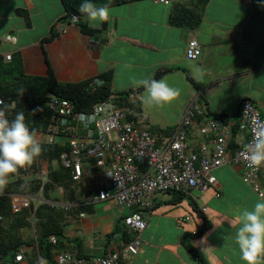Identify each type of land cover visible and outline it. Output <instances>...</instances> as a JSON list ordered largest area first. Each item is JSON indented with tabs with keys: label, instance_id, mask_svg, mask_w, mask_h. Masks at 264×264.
<instances>
[{
	"label": "crops",
	"instance_id": "crops-1",
	"mask_svg": "<svg viewBox=\"0 0 264 264\" xmlns=\"http://www.w3.org/2000/svg\"><path fill=\"white\" fill-rule=\"evenodd\" d=\"M184 7L201 14L197 25L174 22L176 10ZM46 8H50L48 13ZM107 9L108 19L93 26L86 15L76 23L61 21L64 8L60 0H0V49L19 55L25 74L47 76L52 68L61 83L80 82L112 71L114 93L136 90L143 87L137 86L136 81L153 79L164 68L179 67L161 78L178 90L175 99L181 100V108L170 123L164 126L152 123L159 142L171 136L173 130L169 136L165 130L181 120L197 94L201 95V104L210 117L233 116L246 99L254 100L263 109L264 0H209L206 4L197 0H176L170 4L137 0ZM81 24L95 29V33L85 32ZM50 34L54 37L43 42ZM8 35L15 37V42L5 41ZM192 38L201 46L196 61L186 56ZM183 84L187 96L179 88ZM144 93L145 89L136 91L131 99L140 100ZM141 110L146 114L143 106ZM147 117L149 121L150 116ZM202 119L196 120L190 129L192 141L203 140L199 132ZM64 137L58 138L63 144ZM240 137L245 141L247 133L243 132ZM44 161L48 167V161ZM92 163L86 160L84 177L90 178L96 172L103 178L105 168L91 167ZM242 173L243 168L238 164L223 165L215 170L221 196L216 195L214 188L199 192L198 197L192 195L200 208L206 207L201 216L206 220L207 229L201 236L186 240L203 254L208 264H245L234 241L239 227L238 213L245 208L251 210L264 195L260 196L252 185L245 183ZM18 177L10 175L5 185L14 183ZM92 181L90 186L94 192L97 182ZM260 186L264 191V178L260 179ZM210 191L212 194L206 196ZM95 193L83 196L88 214L85 212V217L77 214L74 220L64 224L68 241L56 251L79 253L81 250L84 256L95 257L126 244L123 218L127 210L110 200L93 202ZM78 195H73L74 201H79ZM66 196L60 188L51 194L52 200L72 201L66 200ZM50 199L43 198V201L48 203ZM31 202L35 204L38 199L32 197ZM184 203L171 195L157 194L155 207L143 213L147 227L140 236V250L122 264H201L185 247L184 238L193 230L201 229L205 222L196 214L178 224L180 218L190 216L181 208ZM3 233L0 236L4 244L19 242L13 241V234L4 239Z\"/></svg>",
	"mask_w": 264,
	"mask_h": 264
},
{
	"label": "built area",
	"instance_id": "built-area-1",
	"mask_svg": "<svg viewBox=\"0 0 264 264\" xmlns=\"http://www.w3.org/2000/svg\"><path fill=\"white\" fill-rule=\"evenodd\" d=\"M156 3L170 4L176 0H152ZM70 22L79 21L78 15H72ZM61 31L63 29H60ZM8 35L5 41L15 42ZM201 54L199 42L192 38L186 48V56L197 60ZM13 54L0 49V61H11ZM48 106L54 112L48 129L36 132L42 136L39 143H60L58 138L65 136V144L69 148L62 152V165L71 171L74 181L84 177L87 159L93 161L91 167L105 168L103 178L94 172L90 178L97 182L93 202L114 201L122 209L127 210L123 218L125 230L132 239L120 249H110L95 257H85L75 251H56L53 262L44 259L37 249V264H122L137 255L141 246V233L147 227L143 213L152 210L156 205L158 193H179L192 197L194 192H205L211 188L218 189L215 170L226 164H238L243 168V180L253 186L260 196L264 191L260 179L264 178V166L249 167L245 145L255 142V133L264 128L263 109L252 99H246L241 105V122L239 128L247 133L245 143L234 153L229 150L233 121H224L220 117H210L201 104V95L197 94L187 106L181 120L174 126L170 137L159 142L148 124L144 113H136L134 109L120 105L116 97L111 95L101 102L95 103L89 112L77 111L74 102L52 95ZM0 114L5 117L4 99L0 96ZM201 117L199 132L202 141H192L190 129ZM48 171H41V178L48 180ZM43 186L37 195L14 192L11 194L13 213H19L30 207L31 198L43 201ZM64 195V191L60 188ZM36 206L28 215V220L36 223ZM52 206L73 212L77 203L71 201H48ZM203 212L206 207H202ZM81 217L86 213L81 212ZM191 216L182 217L178 224L189 220ZM3 219L0 216V220ZM197 233V229L193 230ZM53 244H57L56 235L49 236ZM29 248L22 246L14 254L12 264H33L29 259Z\"/></svg>",
	"mask_w": 264,
	"mask_h": 264
},
{
	"label": "trees",
	"instance_id": "trees-1",
	"mask_svg": "<svg viewBox=\"0 0 264 264\" xmlns=\"http://www.w3.org/2000/svg\"><path fill=\"white\" fill-rule=\"evenodd\" d=\"M63 8L64 15L61 18V21H69L72 15H78L79 21L84 14L79 12V7L83 3V0H60ZM137 1V0H92V2L97 7L103 6H114L119 4H125L128 2ZM202 4H206L209 0H197ZM201 19V14H199L195 9L184 7L182 9L176 10L174 14V22L178 24L184 25L187 23L191 24V27L197 25L198 21ZM78 21V22H79ZM82 30L93 35L95 33V29L88 27L85 24L80 25ZM54 35L50 34L47 38L42 40L43 42L50 40ZM179 67H169L164 68L157 72L153 79L160 80L163 75L166 73L178 69ZM195 84L194 80L191 79ZM112 81H113V72H105L101 73L93 78H89L87 80H83L80 82H72V83H61L57 80L54 71L52 68L49 69V74L47 76H33L27 75L23 69V63L19 55L13 54L11 61H0V96L4 99V109H5V117L9 120L13 119L18 112H23L25 115V123L28 127L34 132H45L49 124L51 123V119L53 118L54 112L48 106V101L52 95L59 96L62 98H66L74 102L76 110L81 112H89L95 103L101 102L104 99L114 95L116 97V101L120 105L128 106L135 110L136 113H142L141 110V102L139 100L133 101L131 99L133 93L137 90H127L125 92L114 93L112 90ZM144 88H139L138 91L143 90ZM242 105V103H241ZM241 105L236 114L233 116L227 114H215L211 117H220L224 121H233L231 138L229 143V150L231 153H234L239 147H241L245 141H241L240 134L243 132L239 128V124L241 122ZM201 117H197L196 120H199ZM152 129V127H151ZM174 127H169L165 130V134L169 136ZM152 132L155 131L152 129ZM156 134V133H155ZM41 145V154L38 156V159L48 161V180L44 183L42 178H35L25 181L23 178H18L17 181L11 183L9 185H4L2 189H0V216L3 219L0 220V227L2 222L5 219L12 217L23 215V218L27 220L29 211L34 209L35 204H30V207L24 208L19 213L12 212L11 206V194L16 190L20 193H27L36 195L40 192L41 187L43 186L42 195L43 198H51V194L59 188L67 190L63 196H66V200H72L71 202L77 203L78 207L75 208L73 212H67L64 209H60L63 214L67 217L80 215L85 207V202L83 196L93 194L90 186V182H93L92 179L83 177L81 180L74 181L71 176L70 169L64 167L60 160V156L62 152L66 151L69 148L68 144H60V143H49L46 141H42ZM38 162V167L34 168L36 171L41 172V165ZM57 166H54V164ZM24 171L28 172V168L24 167ZM16 174V173H15ZM14 174V175H15ZM74 187V188H73ZM94 188V187H93ZM76 189V190H75ZM80 190V191H79ZM79 191V192H78ZM80 193L79 201L73 200V195ZM173 194V198L175 200L182 201L187 199L192 206L193 210L200 217L203 211L198 206L193 197H187L181 195L179 193H170ZM92 196V195H91ZM68 197V198H67ZM93 197V196H92ZM52 200V198L50 199ZM55 201V200H53ZM50 203L41 202L38 204L36 209V216L39 214L40 207H48ZM49 210L50 214L46 216V218L42 217V215L37 220L41 222L42 225V239L38 240V250L42 257H44L47 261L53 262V257L55 251L59 248H63V244L60 242L59 236L64 235V224L62 223V218L57 214L55 210L57 207L52 206L50 204ZM155 207V206H154ZM31 209V210H30ZM52 212V214H51ZM203 218V217H202ZM23 219V221H24ZM205 224L201 229H197V233L193 232L190 234H186L184 238V245L188 249V251L193 255V257L201 264H208L203 254L190 245L186 238L188 237H197L201 236L207 229V223L205 218H203ZM185 223V222H184ZM49 227H46V225ZM56 235L57 244H53L49 240L50 235ZM123 236L125 238L126 243L130 242L132 236L127 231H124ZM46 240V246L43 245V240ZM2 238L0 236V242ZM1 244V243H0ZM4 244V243H3ZM31 242H19L16 244H12L13 246H0V264H7V259L12 262L14 254L19 250L20 247L25 245H31ZM125 245V244H124ZM123 245V246H124ZM122 246V247H123ZM57 247V249H55ZM79 250V249H78ZM79 254L84 256L79 250ZM6 257V258H4ZM86 257V256H85ZM5 261V262H4Z\"/></svg>",
	"mask_w": 264,
	"mask_h": 264
},
{
	"label": "clouds",
	"instance_id": "clouds-1",
	"mask_svg": "<svg viewBox=\"0 0 264 264\" xmlns=\"http://www.w3.org/2000/svg\"><path fill=\"white\" fill-rule=\"evenodd\" d=\"M79 12L86 15L93 26L109 17L107 6L97 7L92 0H83ZM135 83L145 89L141 101L148 105L162 106L179 95L164 79H142ZM255 136V142L245 145V150L249 167L259 168L264 166V128L257 130ZM41 151L34 130L25 123L23 112L16 113L11 120L0 114V189L10 175L30 165ZM238 222L234 241L241 260L245 264H264V199L258 200L251 210L239 211Z\"/></svg>",
	"mask_w": 264,
	"mask_h": 264
},
{
	"label": "rangeland",
	"instance_id": "rangeland-1",
	"mask_svg": "<svg viewBox=\"0 0 264 264\" xmlns=\"http://www.w3.org/2000/svg\"><path fill=\"white\" fill-rule=\"evenodd\" d=\"M49 10H50V8L49 9L46 8V12L47 13H48ZM52 14H53V12H52ZM37 20H39V17L37 18ZM13 38H15V37H13ZM193 61H195V60H193ZM139 88H141V87H139ZM139 88H135L137 90V92H138ZM179 88H181V92L182 93H186L185 96H187L188 91L185 92L187 89L184 90V84L181 85V87L179 86ZM115 90H119V88H117ZM141 91L142 90H140V92ZM144 95H145V93H144ZM185 96H184V99H186ZM136 100H138V99H136ZM139 101L141 102V109H142V106H143V109L145 110V111L144 110L143 111L146 112V114L150 116L149 117V121H148L149 126H152V123L154 124V123H157V122L159 123V125H162V126L166 125L167 123H170L171 121L174 120L175 117H177V115L179 114L180 108H181V104H180L181 100L180 99H174L171 102H169L167 104H164L162 106H157L155 104L148 105V104L143 103L141 101V99ZM182 101H183V99H182ZM35 137L38 140V142H40L42 136H40L38 134H35ZM37 161L40 162L41 171L42 170L48 171V167H46V163L47 162H45V161L42 162L43 161L42 159L39 160L38 157H36L34 159V161L30 165H26L25 166V167L28 168V170H29L28 172H25L24 171V167H22L16 173L20 178H23L22 180L25 181L24 182L25 184L29 180L41 177V172H39L38 170L36 171L34 169V168L38 167L37 166L38 165ZM54 166H57V164L55 163ZM85 166H86V164H85ZM211 192L212 191H210V193H208L206 196H210L212 194ZM158 194H161L162 196H165V197H168L169 195H171L172 197L174 196L173 194L163 193V192H160ZM200 194L201 193H199V192H194L193 195H194V197H198ZM183 201L185 203H184L183 207H181V208L183 210H185V211H188V213H187L188 215L195 217L196 216V212L193 209H191V207L188 205V203H187L188 200L184 199ZM40 203L38 202L39 205H40ZM186 203H187V206H188V210H187L186 205H185ZM164 204H166V203H162L161 205H164ZM48 205L50 206V204H48ZM49 206L47 208L46 207H40L39 214H37V216H36L37 220L39 219V217L41 215H42V217L46 218V216L50 214L49 210H51V209H50ZM60 209H61L60 207H57V209H55V210H58L56 212H57L58 215L61 216L62 221H63L62 223L70 222L72 219L73 220L75 219V218H73L74 216L67 217L65 214H63V212ZM84 209L85 210H82V211L87 213V207H84ZM51 214H52V212H51ZM23 219H24L23 215L12 216V217H9V218L5 219V221H3L4 224H2V225H4V228L2 229L0 227V232H1V234L3 232H5V233H3V238L4 239L7 236H11L12 237V234H13V235H15L14 236L15 240H13V241L31 242L32 244L29 245V246H32V247L29 248V251H28L29 259L33 262V264H37V255H38L37 253L38 252H37V249H36L35 246H36V244H38V240L37 239H42V233H43L42 232V225L40 224L41 222H38V221H36V223L34 224V220L33 221H29L28 218H27V220L24 219V221H23ZM46 227H49V225L47 224ZM68 228L69 227H67V230H68ZM67 238H68L67 232H64L63 236H59V239H60L61 243H64L65 241H68ZM0 243H1L0 246L2 247V246L11 245L12 241L10 243H7V244H3L2 241ZM43 245L46 246V240L45 239L43 240ZM11 246H13V245H11ZM25 246H28V245H25ZM55 249H57V247ZM1 262H3V261L0 260V263ZM7 264H12V262L10 261Z\"/></svg>",
	"mask_w": 264,
	"mask_h": 264
}]
</instances>
